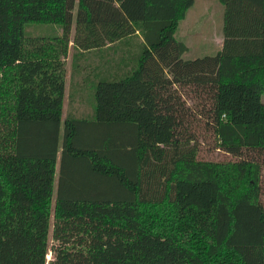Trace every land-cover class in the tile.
<instances>
[{
	"label": "trees",
	"instance_id": "trees-1",
	"mask_svg": "<svg viewBox=\"0 0 264 264\" xmlns=\"http://www.w3.org/2000/svg\"><path fill=\"white\" fill-rule=\"evenodd\" d=\"M219 2L185 61L193 0H0V264H264V0Z\"/></svg>",
	"mask_w": 264,
	"mask_h": 264
},
{
	"label": "rangeland",
	"instance_id": "rangeland-1",
	"mask_svg": "<svg viewBox=\"0 0 264 264\" xmlns=\"http://www.w3.org/2000/svg\"><path fill=\"white\" fill-rule=\"evenodd\" d=\"M223 6L219 0H193L192 7L187 11L185 18L179 23L178 29L175 33V39L182 42L187 47V51L183 54L182 59L185 61H191L204 57L215 56L222 47L223 42ZM26 35L30 37H54L61 36L62 29L57 25L52 24H35L26 27ZM74 35V23L72 31L69 34V39L72 40ZM72 45V43H70ZM72 47H69L68 56L65 61L67 70V79L70 74L71 67ZM106 58V57H105ZM98 64V60L92 63V66ZM100 64V60H99ZM81 81V79L79 80ZM88 82L86 88H90ZM89 92V90H88ZM68 95V81L65 84V96ZM88 95V94H87ZM88 99V98H87ZM264 101V97H263ZM88 102V103H87ZM86 104H89V100ZM78 109L82 111L86 110L85 106H80ZM78 111L76 114L86 113ZM68 112V103L64 104V114L62 123L64 121L65 114ZM63 125L61 126L62 133ZM202 143V142H201ZM200 157L206 160L213 161H230L236 160V158L226 155L218 150H215L212 146L201 144ZM57 168L58 159L55 167V175L53 180V198L51 201V214H50V231H49V245L51 244V230H52V216L54 208L55 190L57 185ZM167 206H162L166 209ZM51 259V254L47 256V261Z\"/></svg>",
	"mask_w": 264,
	"mask_h": 264
},
{
	"label": "crops",
	"instance_id": "crops-1",
	"mask_svg": "<svg viewBox=\"0 0 264 264\" xmlns=\"http://www.w3.org/2000/svg\"><path fill=\"white\" fill-rule=\"evenodd\" d=\"M222 28H223V27H222ZM66 80L68 81V95L65 96V92H64L63 112H64V104H65V102L68 103V110H69V98H68V96H69V76H68V79H67V77H66ZM73 106H75V107L70 108V110L82 111V109H78V108H79V107H78V106H79L78 104L74 103ZM76 106H77V107H76ZM84 111H85V110H84Z\"/></svg>",
	"mask_w": 264,
	"mask_h": 264
}]
</instances>
